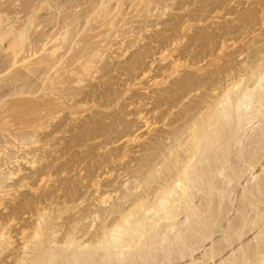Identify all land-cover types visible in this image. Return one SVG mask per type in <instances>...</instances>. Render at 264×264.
Here are the masks:
<instances>
[{
	"label": "rangeland",
	"instance_id": "1",
	"mask_svg": "<svg viewBox=\"0 0 264 264\" xmlns=\"http://www.w3.org/2000/svg\"><path fill=\"white\" fill-rule=\"evenodd\" d=\"M13 1L1 0L0 13L8 11L5 15H10L18 27L25 23L31 3L36 8L37 3L46 2L36 15L41 19L35 20L26 41L29 45L25 42L22 54L17 57L23 61L13 56L6 42L0 48V99L4 100L0 101V115H9L0 116V177L6 178L3 185L4 177L0 178V264H21L27 255L34 258L29 257L27 262L31 260L28 263L34 264L38 252L39 255L47 246L52 247L50 250L58 245L56 249L61 248L72 231L83 229L81 234L87 239L94 216L108 215L114 209L113 212L120 210L112 214L118 217L117 213L121 215L127 210L142 192L153 196L150 186L155 184L147 181V177L152 176L150 172L156 164L157 146L163 145L166 150L169 142L167 131L171 128L166 119L172 88L182 91L183 86L189 85V74L211 70L212 79L202 77L207 84L203 82L201 89L205 96L211 95L214 93L208 86L221 85L222 81L225 84L229 73L238 77L242 70L245 72L260 62L264 57L261 48L264 47V0ZM9 2L13 3L8 5ZM49 3L53 4L52 8ZM55 4L57 9L62 6L61 11H56ZM27 5V9L23 8ZM103 5L111 12H106L105 7L101 9ZM55 12L59 13L55 15ZM62 35L67 37L66 44ZM54 50L58 60L51 57ZM239 52H242L240 58ZM210 59L211 64H217L209 66ZM8 61L18 65L14 68ZM218 65L220 70L215 67ZM223 66L233 69L228 68L230 72L225 73ZM220 73L223 75L219 76ZM28 100L38 105L33 108L35 111L27 108L33 106ZM14 106H25V110ZM157 110L164 114L161 125L157 122ZM24 111L31 113L24 115L28 113ZM19 114L21 120L27 117L26 120L21 122ZM159 126L164 139L156 137ZM132 191L138 192L137 195ZM130 192L137 198L133 199ZM230 213L233 215L234 211ZM40 224L42 228L47 224L43 231L46 230L48 238L44 239L45 247L37 246L42 245L39 250L35 246L39 243L36 232L42 229ZM251 232L249 237L253 236ZM253 232L255 236L257 231L253 229Z\"/></svg>",
	"mask_w": 264,
	"mask_h": 264
},
{
	"label": "bare ground",
	"instance_id": "2",
	"mask_svg": "<svg viewBox=\"0 0 264 264\" xmlns=\"http://www.w3.org/2000/svg\"><path fill=\"white\" fill-rule=\"evenodd\" d=\"M23 1L25 2V0ZM6 2L8 1H5V3ZM13 2H9L8 5ZM27 2L28 0L26 3ZM34 2H37V0ZM45 2L46 1L41 3L40 1L41 5L37 3L36 8H33L35 3L33 6L31 3V9L33 10L30 11V9L27 13L25 11H27L28 5L27 7H23L26 8L24 9L25 11L22 10L26 13V20L25 23L21 24V26L19 25V27L14 25V19L10 18V15H5L8 14V11L5 8L7 4H4V8L7 12H3L4 14L0 13V48H3V44L6 42L8 46L5 44V48L7 46L11 49L16 59L20 56L19 54H22L21 52H23L25 48L24 45L27 43L26 41H29L30 31L38 17L36 15H38V11L43 8L42 6ZM65 2H67V0ZM108 3L110 2H107V4ZM56 4L57 6L59 5L58 3ZM67 4L69 5V2ZM57 6L55 7L56 11L58 9L61 11L60 8L62 6L60 5L61 7H58V9ZM1 7L3 8V5H1ZM104 7L105 5H103L101 9H104ZM55 9H52V11H55ZM45 10H47V8ZM107 11L106 8V12ZM109 11L111 12V9ZM101 12L103 13V11ZM58 13L55 12V15ZM88 18L91 19L90 16ZM76 19H78V17ZM69 22L71 21L69 20ZM64 27L65 26H63V28ZM66 28L68 29V27ZM73 29H71V31ZM68 33L64 34L68 36ZM71 33H73V31ZM71 33L69 35H72ZM34 34H36V32H34L33 35ZM41 36L42 35H40V37ZM62 36L65 40L62 39L63 37L61 40H64L66 44L67 37L65 38L64 35ZM59 38L55 37L56 40ZM68 38L71 37L68 36ZM41 39L42 38H40V40ZM43 41L45 42V40ZM61 44L65 45L63 42ZM37 45L38 44L34 46ZM60 46L58 48H61ZM261 48L264 50V47ZM263 50L261 49L260 51ZM56 52L57 51L54 50L51 53V57L57 59L54 57L57 55L55 54ZM11 54L12 53H10V55ZM241 54L240 52L238 53L239 58ZM258 54L259 51L257 55L254 54L252 58L253 61L255 60L254 57L258 56ZM48 56L50 55L48 54ZM230 57L234 58L232 56ZM230 57L228 58L229 61ZM75 58H78L77 55ZM262 58L264 57L260 58L261 60L260 62L258 61L259 63L256 61L257 64L256 62H250L249 64L254 63L256 65H251L247 69L245 67L246 71L244 72L242 70L240 73H243L241 75L237 74L238 77H235L236 73H234L235 76L229 75L233 74L232 72L226 75L225 77H227V79L224 77L226 80L225 84H222V81L221 85L219 84L216 86L215 84L208 86V89L212 90L214 93L211 95L205 96V93L201 91L202 87L204 88L207 82L202 81V77H204V80L212 79L213 72H211V70L210 72L199 75H195L196 73L189 74L187 82L189 85L186 87V85L183 86L181 83V85L185 87L182 91H180L181 88L179 90L177 87H171V100L168 107L169 113L166 119L168 120L167 124H169L168 128L171 129L169 131L166 130L168 132V138H165L166 140L169 139V142L167 141L166 150L162 148L163 145L157 146V156L156 158L153 157L155 158L154 164H156L154 170L152 169L153 172H150L152 176L149 174L151 177H147V181H151L155 184L153 187L150 186L153 190L151 193L153 196L149 197V192L145 194L144 188V192H142L144 196L141 194L142 196H139L140 198H137V196L133 197L134 194L138 192L135 191L134 193L132 191L134 194L130 192L133 199H137L132 204L130 203L131 205L127 207V210L124 209L125 211L121 213V215L117 213L119 216L114 217L112 214H116L115 212H120V210L113 212V209L112 212L109 211L110 213L108 215L106 214V210V212H103V215L104 213L106 215L98 216L97 214H100L98 211L96 214L97 216H94L92 220L90 219L92 225L90 224L89 227H91V229H89L92 231L89 230L90 232L87 233L89 235L87 239H85L87 236L85 237L84 233V235L81 234L83 229L77 230V232L76 230L72 231L73 233H71L70 237H68L69 235L67 234L68 238H66L65 243L63 242L64 244L61 245V248L56 249L59 247L58 245L53 248L55 250H50L48 248L52 247L47 246V249H44L45 251L43 250L39 255V252L37 253L33 250V252L37 253V257L35 255L34 264H158L159 262H163L161 264H165L164 262H168V264H207L208 262H211L210 264H264V60ZM47 59L48 58H45L44 60ZM49 59L48 61H50ZM211 59L210 62L208 61V63H210V65H208L212 66L214 63L216 65V62L211 64L213 60ZM17 60L16 62H18ZM216 60L218 59L216 58L215 61ZM219 60L217 62H220ZM222 60L221 62L224 61ZM13 61L8 62L12 63V67L15 68L19 62L16 64L15 62L13 63ZM232 61L234 62L233 59ZM90 62L92 61L90 60ZM1 63L3 64V62ZM225 64L223 65L225 66ZM247 64L248 62L246 65ZM86 65L87 63L85 67ZM219 65L215 66L218 67L217 70H220V67H222V64L220 67ZM231 66L227 67V69L232 68ZM88 67L87 65L86 68ZM224 68L223 71H226L225 73L230 72L226 67ZM241 68H243V66ZM11 71L13 70H10V72ZM18 73L19 72H16L17 75ZM223 73H220L219 76L223 75ZM10 74L12 75L13 72ZM218 74L219 73L216 75L218 76ZM17 75H15L14 78H16ZM14 78V81L18 79ZM217 81L215 83H217ZM203 82H205L204 85ZM22 90L23 89H21V91ZM157 98L159 99V96H157ZM2 100L0 99V101ZM25 100H23V102ZM19 101L20 105L22 99ZM28 101L31 102L32 104H29L33 106L32 108H27L35 111L33 108H36L35 106L38 105L33 104L31 100ZM1 104L0 102V106H2ZM3 105L5 104L3 103ZM21 106L19 108L18 106L14 107L18 110H23L25 106ZM38 109L40 110V107H38ZM45 109H49V106ZM24 112L27 113L28 111ZM29 112L24 115H29L31 113ZM35 113H38V110ZM35 113L33 112L32 114L34 115ZM20 114L19 120H21ZM4 116L2 115L1 118ZM22 118L24 121L27 117ZM3 119L1 121H6ZM22 120L21 122H23ZM163 120L165 121L164 114L159 110L157 122L160 124ZM4 124L7 125L8 122L6 121ZM249 126L250 128H248ZM2 129L5 130V128ZM156 132L158 133L156 137L161 139V136H163L161 135L163 133L162 127L159 126ZM24 137L26 136H23V138ZM151 163L153 164V161ZM151 166L150 168H152ZM247 173L249 174L247 175ZM144 176L147 175L144 174ZM3 177L1 176L0 178ZM5 179L4 177L2 182L5 181ZM143 179L144 178H142V180ZM3 184L4 182L2 185ZM149 185L151 184L149 183ZM149 185L147 187H149ZM126 196L128 197V195ZM125 199L126 198H124V201H126ZM129 202H132V200H129ZM124 204L127 203L125 202ZM116 210H118V208ZM231 211L232 213L234 211L233 215H230ZM81 223L82 222H80V224ZM44 226L46 229L47 224ZM42 227L43 225L39 226V228ZM44 228L41 230L38 229L39 232H36V238H38L36 242L39 243H37L35 247L39 246V244H43V246L45 244L44 239L47 236L45 237L44 231L46 232V230L43 231ZM253 229L257 231L255 236V231L253 232ZM250 232L253 234L251 237H249ZM53 240L55 241V239ZM53 240L48 241L53 242ZM65 244L66 247H64ZM229 248H232L230 253L227 252ZM200 250L202 251L200 252ZM196 253L200 255L198 256ZM224 253L226 254L222 255ZM30 254L31 256L34 255L32 253ZM27 256L25 261H23L25 256L22 259L24 263L27 262L30 257ZM23 262H21V264Z\"/></svg>",
	"mask_w": 264,
	"mask_h": 264
}]
</instances>
